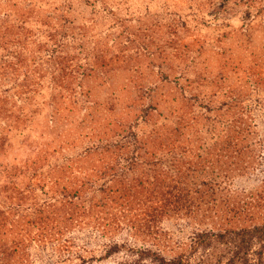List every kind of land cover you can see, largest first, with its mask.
<instances>
[{
	"label": "rangeland",
	"instance_id": "374dc122",
	"mask_svg": "<svg viewBox=\"0 0 264 264\" xmlns=\"http://www.w3.org/2000/svg\"><path fill=\"white\" fill-rule=\"evenodd\" d=\"M0 142V264H230L211 235L264 223V0H0Z\"/></svg>",
	"mask_w": 264,
	"mask_h": 264
},
{
	"label": "trees",
	"instance_id": "16d2710c",
	"mask_svg": "<svg viewBox=\"0 0 264 264\" xmlns=\"http://www.w3.org/2000/svg\"><path fill=\"white\" fill-rule=\"evenodd\" d=\"M77 67L74 70L75 72L80 69V67L78 68ZM102 148L107 153H110L114 151L115 149L116 150L126 149L119 143L104 144ZM3 149H4V142H0V151H3ZM80 190H82V186ZM78 192L80 191H76L74 192V194H77ZM211 236L218 242L233 243L235 249L233 251L232 257L229 260L230 264H248L249 251H250L253 241L264 242V223L261 225L253 226V227H243L240 229H229L223 233H218L216 235L213 234ZM203 237H210V236L205 235ZM157 263L158 264H184L182 263V260L180 258L170 260V261L160 258V259H157Z\"/></svg>",
	"mask_w": 264,
	"mask_h": 264
}]
</instances>
